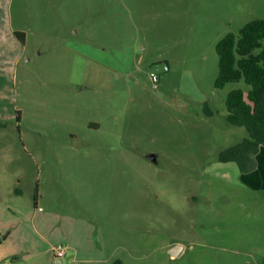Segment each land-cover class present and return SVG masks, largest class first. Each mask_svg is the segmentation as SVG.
I'll return each instance as SVG.
<instances>
[{"label": "rangeland", "instance_id": "obj_1", "mask_svg": "<svg viewBox=\"0 0 264 264\" xmlns=\"http://www.w3.org/2000/svg\"><path fill=\"white\" fill-rule=\"evenodd\" d=\"M4 13L25 42L0 45V231L15 259L44 250L20 264L264 257V192L218 160L247 136L225 99L248 87L214 88L216 43L264 20V0H9Z\"/></svg>", "mask_w": 264, "mask_h": 264}, {"label": "trees", "instance_id": "obj_2", "mask_svg": "<svg viewBox=\"0 0 264 264\" xmlns=\"http://www.w3.org/2000/svg\"><path fill=\"white\" fill-rule=\"evenodd\" d=\"M14 36L24 42L23 33L15 32ZM215 53L218 74L214 88L222 89L228 83L239 81L248 87L246 91H230L225 99L226 122L244 128L247 136L221 151L218 160L234 163L240 174H247L255 169V155L264 144V20L246 23L237 35L226 34L216 43ZM203 112L206 117L213 116L207 107ZM16 121H19L18 113ZM4 128L0 122V131ZM113 264L122 262L116 260Z\"/></svg>", "mask_w": 264, "mask_h": 264}, {"label": "crops", "instance_id": "obj_3", "mask_svg": "<svg viewBox=\"0 0 264 264\" xmlns=\"http://www.w3.org/2000/svg\"><path fill=\"white\" fill-rule=\"evenodd\" d=\"M8 3H9V0H0V12H1L0 14V45L7 43L9 39H15L14 33L16 31H14V29L12 28L10 20L8 18L6 19L5 18L6 16H4L5 14L4 11L6 10V5H8ZM11 46L13 47L14 52L20 51V49L24 50V44L19 45L16 42H13ZM241 176H242L243 183L247 187H249L251 190H254L257 192H264V144L259 147V151L255 155V169L250 173L241 174ZM35 207H36V204H35ZM2 235H3V232L0 231V236L2 237ZM183 249L184 248L182 247V250L179 256L182 254ZM11 250H12L11 246L7 244L6 238L4 240L1 239L0 264H20V261L26 262L30 259L31 260L33 258L35 259L44 253V250L41 249L35 252L34 254H30L29 256L27 255L26 257L15 259L16 257L12 255L13 252ZM254 264H264V257L259 258L258 261H256Z\"/></svg>", "mask_w": 264, "mask_h": 264}, {"label": "built area", "instance_id": "obj_4", "mask_svg": "<svg viewBox=\"0 0 264 264\" xmlns=\"http://www.w3.org/2000/svg\"><path fill=\"white\" fill-rule=\"evenodd\" d=\"M163 71L164 72H167L168 71V69H167L166 66L163 67ZM150 79H151V82L153 84H156L158 82L157 74L151 73L150 74ZM51 252H52L53 256L55 258H58V259L62 258L65 255V250L63 248H61V247H58L56 249L55 248H52Z\"/></svg>", "mask_w": 264, "mask_h": 264}, {"label": "water", "instance_id": "obj_5", "mask_svg": "<svg viewBox=\"0 0 264 264\" xmlns=\"http://www.w3.org/2000/svg\"><path fill=\"white\" fill-rule=\"evenodd\" d=\"M147 158L154 162L155 161V157L153 155H148ZM6 238V236H2L1 239L4 240ZM182 250V246L180 245H176L173 246L172 248H170V250L168 251V255L172 258H177L179 257V254L181 253Z\"/></svg>", "mask_w": 264, "mask_h": 264}]
</instances>
